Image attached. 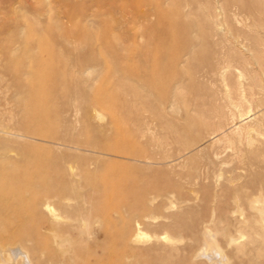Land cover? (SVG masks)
I'll return each instance as SVG.
<instances>
[{"label":"rangeland","instance_id":"obj_1","mask_svg":"<svg viewBox=\"0 0 264 264\" xmlns=\"http://www.w3.org/2000/svg\"><path fill=\"white\" fill-rule=\"evenodd\" d=\"M150 1L123 15L116 0H0V169L26 161L36 177L58 157L77 181L96 171L107 191L92 195L98 236L139 229L140 254L163 248V235L187 247L185 232L166 230L170 215L192 223L195 212L220 229L230 194L264 186V0ZM144 13L150 24L123 23ZM211 108L222 116L207 118ZM9 193L0 204L12 229L33 209Z\"/></svg>","mask_w":264,"mask_h":264},{"label":"bare ground","instance_id":"obj_2","mask_svg":"<svg viewBox=\"0 0 264 264\" xmlns=\"http://www.w3.org/2000/svg\"><path fill=\"white\" fill-rule=\"evenodd\" d=\"M116 2L123 4L118 7L123 15L130 13L135 3H141L147 10L153 7L150 0ZM155 3L156 22L163 24L165 19L160 15V4ZM151 16L144 13L141 20L128 16L123 23L146 25L151 23ZM210 116L218 118L222 113L211 108L207 118ZM213 156L217 158V153ZM5 161L9 165L0 169V190L7 187L9 194L20 200L30 196L33 210L29 217L19 218V224L11 229L13 221L2 214L6 205L0 204V264H264V186L255 187L254 182L250 186L256 193H250L243 199H240L238 193L230 194L218 206V219L224 223L222 228L215 227L212 219L206 222L204 217L195 212L192 223H187L184 215H170L168 218L173 221L165 226L166 230L171 234L185 232L190 240L187 247L176 245L179 238L163 235L157 238L165 244L163 248L157 252L146 251L140 254L131 250L133 244L142 241L139 229L126 240L124 234L121 237L98 236L96 222L102 215V205L93 200L92 195H99L102 199L107 191L105 186L97 183V179L95 181L96 171L85 172L83 178L77 181L74 179L73 167L64 165L58 157H54L46 163V171L32 177L27 175L28 162L13 163L11 158ZM215 164L222 170L223 162ZM203 168L207 178L208 167ZM9 171L13 174H9ZM198 178V175H192L190 183L195 184ZM229 181L232 182L231 179ZM86 185H91L93 191H83ZM163 188H169V185L163 183ZM128 196L132 198L134 195L130 191ZM137 199L143 203L141 197L137 196ZM178 199L187 202L181 193H178ZM52 200L56 201L57 209H53ZM207 201L208 197H204L203 202ZM149 209L144 203L140 208ZM137 211L130 209L133 214ZM121 239L124 241L121 242ZM123 255H126V261L120 260ZM247 256L251 257L248 259Z\"/></svg>","mask_w":264,"mask_h":264}]
</instances>
